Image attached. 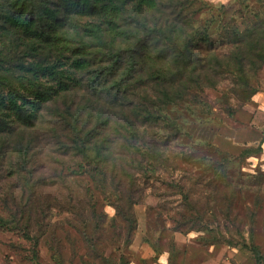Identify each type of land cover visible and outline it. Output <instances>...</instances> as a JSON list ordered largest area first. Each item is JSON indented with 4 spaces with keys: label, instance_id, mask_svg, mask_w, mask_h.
Segmentation results:
<instances>
[{
    "label": "rangeland",
    "instance_id": "obj_1",
    "mask_svg": "<svg viewBox=\"0 0 264 264\" xmlns=\"http://www.w3.org/2000/svg\"><path fill=\"white\" fill-rule=\"evenodd\" d=\"M158 2L184 3L183 12L193 20L184 34L196 30L192 54L218 57L223 66L201 74L197 85L166 107L174 125L159 133L167 168L144 176L129 163L121 173L124 194L134 180V228L128 229L86 176L68 175L69 154L51 153L54 131L44 133L43 127L36 133L47 144L40 141L33 152L35 183L29 188L45 218L40 230L30 229L32 240L0 226V264H264L243 246L256 245L264 257V62L238 39L264 19V0ZM258 46L264 54V34ZM150 88L153 99L167 92ZM73 98L78 95L68 101ZM100 105L99 113L105 109ZM110 133L116 136V130ZM121 143L120 138L116 144ZM0 169L2 178L10 171L1 162ZM109 186L114 192L115 182ZM17 188L8 176L0 183L4 218L18 203Z\"/></svg>",
    "mask_w": 264,
    "mask_h": 264
},
{
    "label": "trees",
    "instance_id": "obj_2",
    "mask_svg": "<svg viewBox=\"0 0 264 264\" xmlns=\"http://www.w3.org/2000/svg\"><path fill=\"white\" fill-rule=\"evenodd\" d=\"M183 7L158 0H0V162L10 170L0 183L8 176L19 193L9 216L0 215L1 227L29 240L30 229H41L45 213L29 185L35 183L33 152L43 142L36 132L44 127V133L54 131L51 153L69 154L68 175L86 176L132 231L134 180L124 194L121 173L129 163L144 176L167 168L159 133L174 125L166 107L222 65L218 57L192 54L196 30L184 34L193 20ZM263 34L264 19L238 34L260 62ZM153 86L167 90L163 99L149 98ZM71 94L78 98L68 101ZM57 104L62 108L51 112ZM100 104L105 109L99 113ZM52 123L55 130L48 128ZM243 246L264 263L256 245Z\"/></svg>",
    "mask_w": 264,
    "mask_h": 264
},
{
    "label": "crops",
    "instance_id": "obj_3",
    "mask_svg": "<svg viewBox=\"0 0 264 264\" xmlns=\"http://www.w3.org/2000/svg\"><path fill=\"white\" fill-rule=\"evenodd\" d=\"M262 99H263V101H264V98H262ZM263 101H262V102H263Z\"/></svg>",
    "mask_w": 264,
    "mask_h": 264
}]
</instances>
